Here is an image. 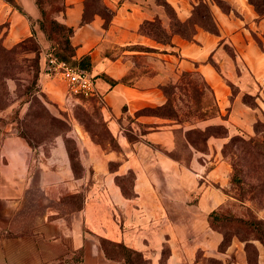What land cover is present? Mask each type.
Segmentation results:
<instances>
[{"label": "crops", "instance_id": "crops-1", "mask_svg": "<svg viewBox=\"0 0 264 264\" xmlns=\"http://www.w3.org/2000/svg\"><path fill=\"white\" fill-rule=\"evenodd\" d=\"M163 1L63 0L59 19L73 28L74 57L90 56L94 96L115 140H95L78 122L34 144L0 113V264H126L109 253L115 243L147 264H253L246 241L221 248L224 235L210 217L236 199L224 189L232 165L223 145L234 134H254L264 115V14L249 0H224L229 11L205 0L219 32L198 26L190 40L173 33ZM166 1L185 20L200 0ZM17 2L39 16L35 0ZM147 20H160L171 41H159L143 27ZM5 22L13 49L32 34L27 16L0 0ZM184 71H198L215 97L218 115L204 123L228 128L226 136H209L205 151L189 144L185 156L176 153L191 125L143 111L163 105V85ZM42 85L64 101L51 78ZM249 241L255 264H264V243Z\"/></svg>", "mask_w": 264, "mask_h": 264}, {"label": "rangeland", "instance_id": "rangeland-1", "mask_svg": "<svg viewBox=\"0 0 264 264\" xmlns=\"http://www.w3.org/2000/svg\"><path fill=\"white\" fill-rule=\"evenodd\" d=\"M35 1L39 8L37 17L30 15L18 2L21 9L12 4L27 16L32 33L20 40V46L16 49L11 48L15 44L9 46L5 42L8 22L0 24V40L11 51L5 53L3 60L9 64L12 57L16 58L14 61L16 66L12 70L15 71V74L4 79L6 95L0 99V113L4 114L1 119L13 123L19 132L34 144L50 141L61 134L66 135L70 126L73 123L78 125V122L91 133L95 140L105 143L113 142L115 138L108 130L101 113L102 100L97 95H92L88 97L73 96L71 101L67 97L66 81L60 76L46 73L44 68L50 53L59 58L62 54L68 55L66 61L72 65L78 63L77 58L69 57L73 52V48L68 42V39H71L70 33L66 25L59 19L64 9L63 0ZM261 8L264 9V4L261 5ZM195 18L196 16H193V19ZM182 27L186 33H191L194 29L193 24H185ZM173 29L175 30L176 27L174 26ZM227 48L233 53L230 45H227ZM83 69L90 71L87 68ZM47 77L51 78L58 90L62 92L64 101L57 102L49 97L42 85L43 78ZM93 77L95 80L94 75ZM178 82L179 87H176L171 94L172 104L167 105L168 107L146 106L143 111L177 119L191 127L205 129L201 132L202 137L209 131H216L207 126L219 122L204 123L205 120L218 115L215 97L208 82L198 71L181 73ZM65 97L71 102L70 104L64 103ZM3 112H8V114ZM222 117L224 118L226 115ZM258 120H261L258 123L259 130L254 134H239H242L246 139H254L252 145L256 147L257 156L263 159L264 115L261 114ZM193 135L195 136V134ZM183 141L180 139L177 152L179 155L184 154L185 156L188 147ZM199 145L200 149H208L205 142L200 141ZM223 148V156L232 165L230 181L224 189L236 199L224 204L213 217H210V220H213L221 228L223 235L225 234L226 239L223 247L234 238L242 241L260 239L264 243V184L261 179L256 178L253 173L248 171L241 159L236 157L239 151L235 146L227 148L228 153L226 154L223 152ZM257 173L260 176L264 175L259 171ZM258 183L263 184V188H259ZM249 249L253 253L256 252L254 248L249 247ZM212 263L216 264L213 261Z\"/></svg>", "mask_w": 264, "mask_h": 264}, {"label": "trees", "instance_id": "trees-1", "mask_svg": "<svg viewBox=\"0 0 264 264\" xmlns=\"http://www.w3.org/2000/svg\"><path fill=\"white\" fill-rule=\"evenodd\" d=\"M7 1L10 2L11 4H13L15 7L21 9L16 0H7ZM216 1L221 5V7L223 9H225L227 11L231 10V6L226 1H224V0H216ZM250 2L255 5L257 11L260 14H264V9L261 8V5L264 4V0H250ZM163 4L165 6L167 13L169 14V16L171 18L172 28L174 26L176 27L175 30L173 29V33H179L183 37L192 40L195 38L194 36H195V33L197 31L198 26H201L204 29L209 30L211 32H215V33L219 32V26H218V24H217V22L213 16L210 4L208 2H206L205 0H200L197 4H195L194 8H193L192 16L189 17L188 19H185V20H182L178 17L177 11L171 3L164 0ZM193 16H196V18L193 19ZM155 23H157V25H154ZM185 24H193L194 29L191 33L185 32V30L182 27ZM66 27L68 28V31L71 35L73 28L70 26H67V25H66ZM143 27L150 29V31L152 33H154L155 37L159 41H163V42H167V41L170 42L171 41V33L169 31H167L164 26H162L160 20H155V21L147 20V21H145V24ZM68 42H69L70 46L73 48V52H72L71 56H69V57L74 58L75 46L72 43L70 38L68 39ZM6 52H11V51L0 40V99L4 98V96L6 95V87H5V80L4 79H6L10 75L15 74V71H12V70L16 66V65H14V61H16V58L12 57L10 59L11 61L9 64L5 63L3 59L5 58L4 56H5ZM67 56L65 54H62L60 56V58H62V59L65 58V60H66L68 58ZM77 63L78 64H74V65H77L78 67H82V68H87L89 70L92 67L91 66V59H90L89 55H85V56H82L81 58H77ZM10 69H11V72H10ZM184 72H190V71H184ZM115 81L116 80L112 79V82H115ZM179 85H180L179 82L169 83V84L163 85V90L167 96V100L163 105H160L159 107H168L167 105L172 104L171 94H172L173 90L176 89V87H179ZM244 100L247 102L253 103V104L255 103V101H253V97H251V95H249V94L244 95ZM174 109H175V106H174ZM172 110H173V108H172ZM260 121L261 120H257L255 122V124H254L255 131L259 130L258 123H260ZM207 127L213 128L216 131H213V132L209 131L204 137H202L201 132H203V130H205V129L202 130L201 128H198V127H191L189 129H187L186 138L183 139L184 140L183 143L185 144V146L189 147V144H192L197 149L205 151L207 149L204 150V149L199 148V146H200L199 142L200 141L205 142L206 146H207L208 145L207 139L209 138V136H211V135H215V136H226V135H228V128L223 123L209 124ZM220 128L221 129L223 128V130H221ZM193 134H195V136ZM179 141H180V139H179ZM253 142H254V139L249 140V139H246L242 134H234L224 144L223 152L226 154V153H228L227 148L235 146L239 151V153L236 155V157L241 159L244 162V165L247 167L248 171L253 173L256 178L261 179L262 183L264 184V175L260 176V174L257 173L259 171L262 174H264V158L262 159L259 156H257L256 147L252 145ZM179 144H180V142H179ZM176 155H179V153L177 152ZM263 184L258 183L259 188H263ZM216 212L212 213L211 217H213V215ZM211 222L216 227H219L215 224V222L213 220H211ZM225 239H226V237L224 234V238L221 242V248L222 249H225L229 245L228 244L225 247H223V245H224L223 243L225 242ZM249 240L250 239H245L244 241H246V249L249 253L250 260L252 261L253 264H255V259H256V255H257L258 251H257L255 244L250 242ZM115 244H116L115 245L116 251L113 253L112 251L109 250L110 254H114V255L121 254V256L125 257L126 264H147V261L144 259V257L142 256V254L140 252L135 251L132 248H129L124 244H117V243H115ZM249 247L254 248L256 250V252H254V253L251 252ZM214 262L217 263V261H215V260H214Z\"/></svg>", "mask_w": 264, "mask_h": 264}, {"label": "built area", "instance_id": "built-area-1", "mask_svg": "<svg viewBox=\"0 0 264 264\" xmlns=\"http://www.w3.org/2000/svg\"><path fill=\"white\" fill-rule=\"evenodd\" d=\"M46 73L60 76L66 81L68 88L67 97L72 101L73 96H92L96 93L95 80L90 71L72 65L50 53L45 65Z\"/></svg>", "mask_w": 264, "mask_h": 264}]
</instances>
